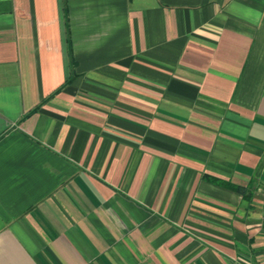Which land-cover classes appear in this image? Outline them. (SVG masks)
Listing matches in <instances>:
<instances>
[{"label":"crops","instance_id":"1","mask_svg":"<svg viewBox=\"0 0 264 264\" xmlns=\"http://www.w3.org/2000/svg\"><path fill=\"white\" fill-rule=\"evenodd\" d=\"M0 264H264V0H0Z\"/></svg>","mask_w":264,"mask_h":264}]
</instances>
